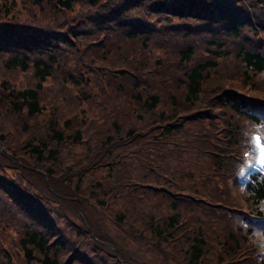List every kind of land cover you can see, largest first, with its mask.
<instances>
[{"label": "trees", "instance_id": "obj_1", "mask_svg": "<svg viewBox=\"0 0 264 264\" xmlns=\"http://www.w3.org/2000/svg\"><path fill=\"white\" fill-rule=\"evenodd\" d=\"M253 133L264 0H0V264H264Z\"/></svg>", "mask_w": 264, "mask_h": 264}, {"label": "snow or ice", "instance_id": "obj_2", "mask_svg": "<svg viewBox=\"0 0 264 264\" xmlns=\"http://www.w3.org/2000/svg\"><path fill=\"white\" fill-rule=\"evenodd\" d=\"M261 165H264V158L260 160Z\"/></svg>", "mask_w": 264, "mask_h": 264}]
</instances>
